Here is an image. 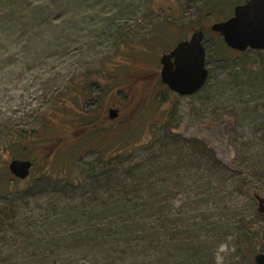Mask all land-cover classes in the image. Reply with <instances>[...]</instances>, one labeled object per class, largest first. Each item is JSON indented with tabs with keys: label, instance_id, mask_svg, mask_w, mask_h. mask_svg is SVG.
<instances>
[{
	"label": "rangeland",
	"instance_id": "374dc122",
	"mask_svg": "<svg viewBox=\"0 0 264 264\" xmlns=\"http://www.w3.org/2000/svg\"><path fill=\"white\" fill-rule=\"evenodd\" d=\"M240 1L0 0V207L29 188L76 184L100 163L181 153L192 188L169 196L168 220L181 212L182 229L199 241L180 239L195 247L188 252L167 242L144 264H255L264 214L249 194L257 186L264 197V52H236L210 30ZM198 29L209 79L178 96L161 84L159 58ZM220 121L230 122L225 137L216 133ZM191 135L227 166L223 182L192 176L199 157L174 141ZM14 159L33 162L26 179L9 172ZM2 243L0 264L27 263Z\"/></svg>",
	"mask_w": 264,
	"mask_h": 264
},
{
	"label": "trees",
	"instance_id": "16d2710c",
	"mask_svg": "<svg viewBox=\"0 0 264 264\" xmlns=\"http://www.w3.org/2000/svg\"><path fill=\"white\" fill-rule=\"evenodd\" d=\"M174 141L199 157L201 164L192 174L194 178L223 182L227 166L198 138L176 137ZM162 154L154 150L137 163L116 164L119 168L113 167L112 161L100 163L86 170L76 184L66 180L6 198L0 207V241L9 245L11 255L24 253L26 264L86 263L78 257L89 264H144L146 256L165 254L167 242L185 250L180 239L197 237L199 241V237L189 227L182 229L181 212L177 211L170 222L167 211L169 196L192 188L185 186L186 156ZM34 208L40 210L38 217L28 215ZM205 236L204 241L209 238L207 232ZM194 248L190 243L186 250Z\"/></svg>",
	"mask_w": 264,
	"mask_h": 264
},
{
	"label": "water",
	"instance_id": "95a60500",
	"mask_svg": "<svg viewBox=\"0 0 264 264\" xmlns=\"http://www.w3.org/2000/svg\"><path fill=\"white\" fill-rule=\"evenodd\" d=\"M210 30L219 34L223 43L236 52L264 51V0H248L234 7L232 17L212 24ZM203 38V31L195 30L188 40L178 42L171 51L159 58L160 81L178 96H192L208 82ZM117 116V110L108 111L110 120ZM221 123L218 122V125H224ZM31 168L32 162L29 160L14 159L8 164L9 172L19 180L26 179ZM251 196L257 202V212L264 214V197L257 190H252ZM253 261L255 264H264V253L256 254Z\"/></svg>",
	"mask_w": 264,
	"mask_h": 264
},
{
	"label": "flooded vegetation",
	"instance_id": "af4514ba",
	"mask_svg": "<svg viewBox=\"0 0 264 264\" xmlns=\"http://www.w3.org/2000/svg\"><path fill=\"white\" fill-rule=\"evenodd\" d=\"M248 0H241L240 1V3H238V4H236L234 7H236V6H238V5H243L244 3H246ZM234 9V8H233ZM233 16V11H232V15L231 16H229L227 19H229L230 17H232ZM227 19H225V20H227ZM225 20H223V21H225ZM219 22H221V21H219ZM213 33H215V32H213ZM215 34H217V33H215ZM261 52H264V51H261ZM161 82V81H160ZM162 84V83H161ZM163 85V84H162ZM163 86H165V85H163ZM167 88V87H166ZM171 92V91H170ZM173 93V92H172ZM175 94V93H174ZM263 106H264V104H263ZM110 110V109H109ZM108 110V111H109ZM116 110V109H115ZM108 113V112H107ZM108 116V115H107ZM118 117V116H117ZM117 117L115 118V120L117 119ZM108 119H109V117H108ZM110 120V119H109ZM114 120V119H113ZM222 124V123H221ZM205 127H207V128H210L209 127V125L208 126H205ZM218 127V130H217V134H219L220 136L222 135V136H226V134H225V132L221 129V127L222 126H217ZM191 137H193V135H191ZM32 167H33V162H32ZM259 253H264V251H260V252H257L256 254H259ZM255 254V255H256ZM254 255V256H255Z\"/></svg>",
	"mask_w": 264,
	"mask_h": 264
}]
</instances>
